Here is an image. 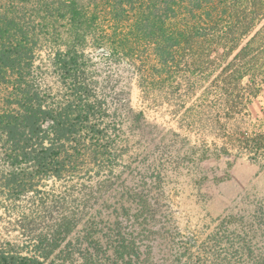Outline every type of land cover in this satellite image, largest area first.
<instances>
[{
    "label": "trees",
    "instance_id": "1",
    "mask_svg": "<svg viewBox=\"0 0 264 264\" xmlns=\"http://www.w3.org/2000/svg\"><path fill=\"white\" fill-rule=\"evenodd\" d=\"M89 47L130 62L180 128L211 129L222 144L210 154L206 142L165 143L135 172L130 92ZM48 49L57 88L40 62ZM263 85L264 0H0V264H166L168 178L180 174L170 159L187 160L201 184L207 160L234 148L260 163L264 132L231 118ZM214 220L179 261L264 264L263 198Z\"/></svg>",
    "mask_w": 264,
    "mask_h": 264
},
{
    "label": "rangeland",
    "instance_id": "2",
    "mask_svg": "<svg viewBox=\"0 0 264 264\" xmlns=\"http://www.w3.org/2000/svg\"><path fill=\"white\" fill-rule=\"evenodd\" d=\"M88 51L98 70L113 76L117 91L130 92L131 110L124 116V139L130 141L135 172L138 171L136 167L140 169L143 162L150 160L147 153L152 151L154 156L160 155L165 143L189 148L206 142L210 154L215 152V142L222 144V138L219 139L217 132L211 129L197 128L188 131L180 128L178 120L172 114L173 108L168 103H163L161 98L148 95L139 87L130 62L125 59L108 62L103 49L89 47ZM49 52L50 49L43 52V60L40 62L46 71L45 83L57 88V77L49 67ZM231 120L242 131L264 132V85L260 94L246 109L232 116ZM238 151L234 148L231 154L210 157L204 166L210 179L203 184L201 177L187 160L170 159L171 165L180 168V174H173L168 178L170 207L175 223L173 236L176 242L168 249L166 264H191L187 256L180 261L177 258L176 253L184 243L197 239L200 244L214 229V219L231 210L255 203L258 199H264V158L260 163H255L249 155L238 154ZM229 161L234 164L229 166ZM132 167L127 169L124 176ZM3 213L4 210L0 208V215Z\"/></svg>",
    "mask_w": 264,
    "mask_h": 264
}]
</instances>
